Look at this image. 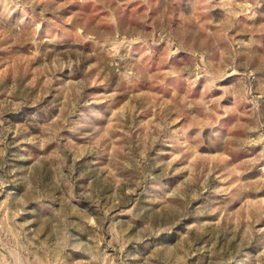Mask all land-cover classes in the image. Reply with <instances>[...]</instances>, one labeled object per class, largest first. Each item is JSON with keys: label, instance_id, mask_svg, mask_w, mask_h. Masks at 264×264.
I'll list each match as a JSON object with an SVG mask.
<instances>
[{"label": "rangeland", "instance_id": "obj_1", "mask_svg": "<svg viewBox=\"0 0 264 264\" xmlns=\"http://www.w3.org/2000/svg\"><path fill=\"white\" fill-rule=\"evenodd\" d=\"M0 264H264V0H0Z\"/></svg>", "mask_w": 264, "mask_h": 264}]
</instances>
